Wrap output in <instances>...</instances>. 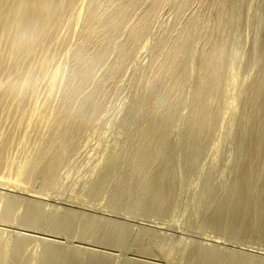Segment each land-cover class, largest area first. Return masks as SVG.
<instances>
[{
	"label": "bare ground",
	"instance_id": "obj_1",
	"mask_svg": "<svg viewBox=\"0 0 264 264\" xmlns=\"http://www.w3.org/2000/svg\"><path fill=\"white\" fill-rule=\"evenodd\" d=\"M142 1L0 0L1 224H5V226L15 224L13 227H16V223H18L19 226L26 227V231L28 229L37 230L36 232L43 230L45 233L55 234L71 232L77 213L68 209H55L46 212L43 199L59 183L61 164L63 165L66 161L69 153L79 147L80 136L85 133L89 123L95 121L96 115L99 114L106 93L105 89L113 79H117V74L123 73L127 64L135 63L134 57L137 51L150 43V34L153 36L155 34L152 30L155 28L153 26L157 24L154 22L158 21L156 20L158 13L160 16V11H162L160 9H163V4L168 0H146V6L140 4ZM204 1H197L200 7ZM192 2L193 0H182L172 22L163 26V29L160 26L157 27L158 30L163 31L161 35L159 33L156 44L151 47L153 55H161L162 58L158 62L153 60L156 62L155 65L158 63V80L157 85L150 89V93L153 94L152 98L161 105V110L159 113H155L154 122L150 128L145 130L146 135L150 129L158 131L160 127H168L176 119L175 112L172 110L175 100L170 98V94L173 91L180 93L183 90V85L176 78L173 62L180 53L184 38L189 30L192 27L196 28L199 37L202 36L204 30V22L200 18L202 16L196 12L198 9L195 12H193V8L192 12L189 10L193 6ZM260 3H262L259 8L261 9L259 10L261 11L259 15L262 25L261 36L257 39L254 38L247 59L248 65L253 64L255 74H253V78H250L252 80L244 85L242 113H240L236 124L232 126L233 128H229L226 133V138L230 139L233 133H236L237 138V143L234 142L237 155L233 165L227 167L231 178L226 181L222 180L220 186H215L216 189L223 188L225 193L222 198L218 196L220 199L215 196L218 199L213 198L214 201L209 205V209L208 206L206 208L209 211L207 222L215 231L222 232L231 238L258 237L264 241V1ZM247 6L236 0H218L217 2L214 40H209L210 46L205 53L200 50L194 52L195 60L198 61L202 71L206 73V78L203 81L202 79L197 81L198 84L202 81L200 83L202 91L198 95L196 94L192 101V113L187 125V135L183 139L178 136V142L173 141L177 142L175 144H170L172 143L170 141L160 145L163 152L158 155L164 154V156L157 165L152 162L151 151L143 154H131V157L134 158L130 161L133 163L130 173L134 172L132 169L135 167L142 176L140 181L136 180L137 183L132 180L137 184L135 187L138 190L136 202L134 201L136 207L155 214L168 215L181 201H178L180 182L186 180L194 171L202 147L208 142L215 146L217 138H214L216 133L214 102L219 97L218 88L221 73L226 65L228 68L232 66L230 59L234 57L233 33L230 28L236 26L235 14L247 11L249 8ZM131 17L134 18L132 22L126 21ZM178 23L181 24L180 31H177L178 34H181V39L176 47H171L168 45L169 38L171 33L176 31L174 27ZM118 35L119 39H116ZM68 36L77 37V41L75 43L68 41ZM215 38L219 40L215 41ZM109 48L114 49L113 57L110 61L104 62L103 58H106L104 55H107ZM69 56H71L69 73L64 79L61 77L63 59L67 61ZM97 67H103L100 73H97ZM136 78L137 89L133 91L131 102L126 106V112L122 117L123 124L130 123L131 118L134 121L138 118V116L135 117L134 110L140 104L139 92L141 89L139 86L142 77L136 76ZM61 86L63 96L56 105L57 113L51 133L47 138H36L37 144L36 142L33 146L30 144L32 148L28 146L30 148L28 150L27 144L31 139L29 136H32L29 120L33 122L35 118L32 116L40 115L39 113L47 108V103L56 99L55 89ZM115 88L117 89L116 85ZM76 90H84L82 95H79L82 99L79 106L74 102L78 95H74ZM162 91L163 93H161ZM41 93L44 94V98L41 97L42 100L40 99ZM227 106L240 111L232 100L227 102ZM27 115L30 117L28 120L30 124L27 120L22 122L24 117H28ZM38 115L37 118H39ZM40 122L35 124L42 127ZM20 128L23 129L22 133L18 131L21 135L16 134L15 131ZM172 132H164L162 135L169 138V135L170 137L173 135ZM14 134L20 136L16 143ZM211 140L212 142H210ZM230 140L236 141L232 138ZM13 145H17L15 148L17 150L13 148ZM11 147L12 152L15 151V155H12L11 150V155L9 153L7 155V151ZM20 152L24 154L22 158H18ZM125 159L129 162L128 158ZM111 160L113 162L110 161L109 164H106L107 169L115 171L117 166L114 163L118 162L114 159ZM121 162H124V165L128 163L122 160ZM100 174L103 177V172ZM101 177L99 180L104 179ZM30 180L39 182L41 187L39 185L38 187L43 191L33 190L26 185V182ZM129 182H125L127 187L130 186ZM120 183L116 187L119 186L120 189H118L121 192V186L124 184ZM104 184L103 182L102 186ZM135 187L133 188L135 189ZM216 189L212 190L214 195H217L215 193L218 189ZM16 190L26 196L9 192ZM100 191L102 190L100 189ZM116 194L118 195V193ZM180 199H182L181 196ZM205 215L203 216L205 217ZM81 218L83 219V217ZM80 222L78 225L80 224L82 227L84 224ZM164 224V222H154V225H150L153 227L151 229L144 226L145 228H142L138 233L139 239L141 237L140 241L147 238L150 242L162 247L167 239L161 236L157 229ZM1 226L0 264H26L29 262L25 249L31 243V236L29 237V234L25 236L26 234L20 231H18L20 233H14ZM78 230L80 231L79 226ZM138 236L136 238L139 241ZM62 237L64 238V236ZM35 239L38 238L35 236ZM92 239L94 242V236ZM113 239V237L110 240L106 239L111 241H107V243H113ZM220 239L219 236L208 238L213 242L212 246L201 244L195 246L193 244L195 248L190 250L193 261L192 259L190 261L196 264H264V248H261V252L256 254L224 247L222 249L219 247V244L222 243ZM40 240L38 239V241ZM115 240L118 239L115 238ZM38 241L35 245L39 243L43 249L40 255L33 254L32 259H41L40 264H58L60 259L79 257L78 253L82 251L80 248L67 245L66 241V244L56 243V241L42 244ZM85 241H89V239ZM39 244H37L38 247ZM165 245L166 243L163 247ZM186 246L185 244V248ZM187 247L189 248V246ZM145 248L150 250L148 247ZM86 250H84L85 253L90 252V250ZM93 250H95V252L92 251L94 254L89 253V264H101L107 259L102 254H97L96 249ZM139 250L137 249V251ZM187 252L184 253L187 254ZM186 257H189L188 254ZM73 261L75 260L73 259ZM190 261L189 263H191ZM113 262L112 259L111 264ZM148 264H150L149 261Z\"/></svg>",
	"mask_w": 264,
	"mask_h": 264
},
{
	"label": "rangeland",
	"instance_id": "obj_2",
	"mask_svg": "<svg viewBox=\"0 0 264 264\" xmlns=\"http://www.w3.org/2000/svg\"><path fill=\"white\" fill-rule=\"evenodd\" d=\"M181 1L182 0H168L163 4L164 7L162 6L163 9H160L162 10L160 11V16L158 13V19H156L158 21L154 22V24H157L153 26L155 30H152L155 34L151 32L154 36L152 34H150L152 37L149 36V39H151L149 40L150 43H147L146 46L144 45L145 47L143 46L144 48L142 47L140 51H137L136 55L134 54L135 63L127 64L123 73L117 74V79H113L108 88L105 89L106 93L103 97V105L102 108H100L99 116L96 115L95 121L92 123L90 122L86 131L84 130L85 133H82L80 136L79 147L69 153L66 161L63 165L61 164L59 170V185L57 184L51 190L49 189L51 193L46 191L49 193L48 196L43 199L46 212L55 209H68L77 213V218L73 222L70 230L71 232L59 233V236L58 233H56L57 235L55 233H45V231L42 230L41 232L45 233L42 234L39 231L36 232L37 230L33 231L28 229V231H26V227H21L18 223H16V227H13L15 224H11L12 226H5V224L0 223V226H3H1L2 228H8V230H12L14 233L20 231L26 234L25 236H27V234H29V237L31 236V243L25 249L26 257L29 259L27 260L29 262L26 264H40L41 259H32L33 254L38 256L43 249L40 247L41 244L37 243L39 247L37 244L35 245L38 239H41L38 242L42 244L51 241L62 244H66L67 242V245L82 250L81 253H78L80 254L79 257L73 256L74 258L72 257V259L71 257L63 258L58 261V264H89V253L92 251L95 252L93 249L97 250V254H102V256L107 258L101 264H104L105 261H109L108 259L111 258L114 261L112 264H148V261L150 264H196L192 262L193 259L191 256L194 245L198 246L201 244L204 246H212L213 242L208 240V238H213L215 236L221 237L220 240L222 243L219 244V247L222 249H236L256 254L257 252H261V248H264V241L258 237L231 238L222 232L215 231L207 222L209 212L207 208L209 209V205L214 199L218 196L222 198L225 193L223 188H217L218 193H215L217 195H214L212 190L216 189L215 186H220L222 180L226 181L231 178V174L227 171V167L233 165L237 155L236 148H234V142L237 143L236 133H233L231 137L232 140L236 141H231V138H226V133L229 131V128H233L232 126L236 124L238 117L241 115L240 113H242L243 88L244 85L248 84V81L250 82V80H252L250 78H253V74H255L253 64L248 65L247 59L254 38L257 39L261 36L260 30L262 29V25L259 18L261 13L259 10L261 9L259 8L260 4H262L260 2L264 0H236L241 2V4L248 5L249 8H247V6V11H240L235 14V20L237 21L236 26L230 28L231 32L234 34H232L234 57L230 59L232 61V66L228 68V65H226L221 73L218 88L219 97L214 102V119L216 123L214 138H217V140L215 141V146L210 145L208 142V145L206 144L202 147V152L197 158L194 171L191 172L186 180L180 182L181 188H179L178 192L182 199H180L179 196L178 201H181H177V205L168 215L155 214L151 211L136 207L135 202L138 190H136L135 187L137 184L133 183L132 180L137 183L136 180L140 181L139 179H142V176L135 167L132 169L134 172L130 173V168L133 167V163L130 161L134 158L131 157V154H143L144 152L151 151L153 157L152 162L157 165L164 156V154L158 155L163 152L160 145L170 141H172L170 144H175L178 142L179 137L183 139V137L187 135V125L192 113V101L196 94L198 95L202 91L200 83L206 78V73L202 71L198 61L195 60L194 52L195 50H200L205 53L210 46L209 40H214L215 37L214 23L217 17L216 8L218 0H205L201 7L197 2L198 0H193V6H190L191 8H189V10L192 12L194 9L193 12H195L196 9H198L196 12L202 16L200 18L201 21L203 20L204 22V30L201 37H199L196 28L192 27L189 30L184 38L185 41H183L184 43L181 46L180 53L173 62L176 78L183 85V90H181L180 93L173 91L170 94V98H174L175 100L172 110L175 112L176 119L171 122V125H168V127H160L158 131L150 129L149 133L146 135L145 130L150 128L154 122L155 113H159L161 110V105L152 98L153 94L150 93V89L154 85H157L158 80V63L155 65L156 62L153 60L158 62L162 56L153 55L151 46L156 44L159 33L161 35L163 31L158 30L157 27L160 26V28L163 29V26L172 22ZM140 4L146 6V0H143ZM133 20L134 18L131 17L127 18L126 21L130 23ZM180 27V23L175 25L174 28L176 31L171 33L168 43L169 46L176 47L178 41L181 39V34L177 32L180 31ZM116 39H119V35ZM217 40L219 39L215 38V41ZM68 41L75 43L77 37L68 36ZM112 51H114L113 48L108 49L107 55H104L106 58H103L104 62H108L112 59ZM69 61H71V56H69L67 61L63 59L61 77L64 79L67 78L69 73ZM102 68L97 67V73H100ZM136 76L142 77L139 86L141 89L139 92L140 104L139 106L137 105L134 110L135 117L138 116V118L135 121L131 118L130 123L123 124L122 117L126 112V106L131 102L133 91L137 89V85L135 84L137 82ZM200 79H202V81L198 84L197 81ZM83 91L84 90H76L74 92V95L78 94L75 99L73 95L74 102L77 106L81 103L82 99H80L81 96L79 95H82ZM55 92L56 99L49 101V103H47V108L43 109L42 112L39 113L40 115L34 114V116H32L35 118V120L32 118L33 122L29 120V115L26 117L28 119L25 117V120H23L24 118L22 119L23 123L26 120L31 122L30 133L32 136H29L31 139L28 141L27 147L33 146L35 142L37 144L36 138H47L49 133H51L54 126L55 114L57 113L56 105H58L63 96L62 86L57 87ZM161 93H163V91ZM40 95V99L41 97L44 98L43 93ZM231 100L237 104L240 111L227 106V102ZM236 114L238 115L236 116ZM37 115L40 119L37 118ZM29 121L28 123L30 124ZM37 122H40L42 127L36 125L35 123ZM18 131L22 133L23 129L20 128L16 130V134H20ZM164 132H172L173 135H171V137L169 135V138L163 137L162 134ZM16 134H14L15 143L16 140L18 141L17 138L20 137ZM184 140L187 141L186 138H184ZM210 142H212V140ZM13 148H17V145H13ZM11 149L12 147L7 151V155L8 153L11 155ZM29 149L28 147V150ZM16 153L18 154L17 151ZM12 155H15V151L12 152ZM19 155L20 156H16L22 158L24 154L20 152ZM125 158H128L129 162ZM111 159L118 162L114 164L117 166L116 169L118 170L121 168L120 170L113 171L112 169H107L106 164H109L110 161L113 162ZM121 160L128 163L124 165V162L122 163ZM123 165L125 168L122 167ZM122 168L123 171H121ZM125 169H128L127 172ZM102 172L104 179H100V181L99 178L102 175L100 173ZM107 173L109 174L106 176L105 174ZM97 177L98 180L96 181ZM90 180L93 185L95 184L94 186L90 183ZM30 181L26 182V185L30 186L31 189L43 191V189H40L41 186L39 182L36 180ZM121 181L122 183H120ZM126 181H130L132 184L129 182L128 185L132 187H127ZM103 182L105 184L102 186ZM118 183L121 185L124 184V186L119 184L121 186V192L119 186L116 187ZM38 185L40 187H38ZM125 185L127 189H131L127 190ZM133 187H135V189ZM100 189L102 191H100ZM131 190L132 192H129ZM9 192L26 196V194L20 193L18 190ZM116 193H118V195ZM206 206L208 207L206 208ZM197 208L200 209L197 210ZM203 215H205V217ZM81 217H83V219ZM79 219L82 221L80 220V222ZM79 222L84 225L81 227L80 224L78 225ZM154 222L165 223L157 229L158 233L167 239L165 247H163L165 243L162 247H159L156 243L150 242L147 238L141 241V237L139 239L138 233L140 230L145 227L147 229L153 228L152 226L150 227V225H154ZM78 226L80 231L78 230ZM86 233L88 234L85 235ZM67 235L69 237H66ZM35 236L38 239H35ZM62 236H64V238ZM92 236H94V242H92ZM112 237L114 241H116L115 238L118 240L115 243L114 241L111 244L107 243V241L111 242L109 240L110 238L112 239ZM108 238L109 240H106ZM87 239H89V241H85ZM120 241L121 243H119ZM184 243L189 246V248L187 246L185 248ZM83 247H85V249H83ZM89 247L93 249L90 250ZM136 247L138 250H142L137 251V249H135ZM145 247H148L150 250H146ZM160 248L162 249L160 250ZM163 248L165 249L163 250ZM86 249L90 250V252L88 251L85 253V251H87ZM185 249L186 251H184ZM184 252H187L190 259L186 257L187 254ZM184 256L187 259H185ZM73 259L75 261H73ZM112 259L109 261L110 263L105 262V264H111ZM191 259L192 261H190ZM189 261L191 263H189Z\"/></svg>",
	"mask_w": 264,
	"mask_h": 264
}]
</instances>
